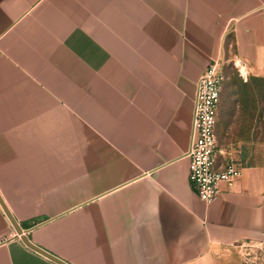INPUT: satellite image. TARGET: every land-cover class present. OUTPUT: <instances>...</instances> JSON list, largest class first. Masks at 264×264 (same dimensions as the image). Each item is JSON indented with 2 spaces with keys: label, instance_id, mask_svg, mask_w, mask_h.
I'll use <instances>...</instances> for the list:
<instances>
[{
  "label": "crops",
  "instance_id": "obj_1",
  "mask_svg": "<svg viewBox=\"0 0 264 264\" xmlns=\"http://www.w3.org/2000/svg\"><path fill=\"white\" fill-rule=\"evenodd\" d=\"M213 62L264 78V0H0V198L28 241L66 264L264 252V141H227L221 95L217 148L241 175L209 204L189 185ZM0 264H57L1 206Z\"/></svg>",
  "mask_w": 264,
  "mask_h": 264
},
{
  "label": "built area",
  "instance_id": "obj_2",
  "mask_svg": "<svg viewBox=\"0 0 264 264\" xmlns=\"http://www.w3.org/2000/svg\"><path fill=\"white\" fill-rule=\"evenodd\" d=\"M224 75L218 63L209 64L196 83L189 158V185L198 198L212 203L220 194L221 183L230 185L241 175V164L229 152L217 148L215 124ZM225 161L216 168L218 155Z\"/></svg>",
  "mask_w": 264,
  "mask_h": 264
},
{
  "label": "rangeland",
  "instance_id": "obj_3",
  "mask_svg": "<svg viewBox=\"0 0 264 264\" xmlns=\"http://www.w3.org/2000/svg\"><path fill=\"white\" fill-rule=\"evenodd\" d=\"M220 67L224 75L221 112L235 115V129H225L227 141H264V78L242 74L233 62ZM211 264H264V252L254 244L236 245Z\"/></svg>",
  "mask_w": 264,
  "mask_h": 264
},
{
  "label": "water",
  "instance_id": "obj_4",
  "mask_svg": "<svg viewBox=\"0 0 264 264\" xmlns=\"http://www.w3.org/2000/svg\"><path fill=\"white\" fill-rule=\"evenodd\" d=\"M0 206L2 207L4 213L6 214V216L8 217L9 221L11 222L15 232L17 233V235L20 236L21 240L23 241V243L29 247L30 249H32L33 251L49 258L50 260L54 261L57 264H66L58 259H56L55 257H53L52 255L46 253L45 251L41 250L40 248L34 246L33 244H31L27 237L25 236V234H23L22 230L17 226L15 220L13 219L12 215L9 213V211L7 210L6 206L4 205L3 201L0 198Z\"/></svg>",
  "mask_w": 264,
  "mask_h": 264
},
{
  "label": "bare ground",
  "instance_id": "obj_5",
  "mask_svg": "<svg viewBox=\"0 0 264 264\" xmlns=\"http://www.w3.org/2000/svg\"><path fill=\"white\" fill-rule=\"evenodd\" d=\"M241 71H242V74H244V70L242 69Z\"/></svg>",
  "mask_w": 264,
  "mask_h": 264
}]
</instances>
